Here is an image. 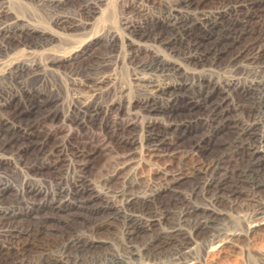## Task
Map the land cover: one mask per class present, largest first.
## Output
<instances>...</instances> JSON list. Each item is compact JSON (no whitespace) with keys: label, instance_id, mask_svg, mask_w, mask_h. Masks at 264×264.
Masks as SVG:
<instances>
[{"label":"bare ground","instance_id":"obj_1","mask_svg":"<svg viewBox=\"0 0 264 264\" xmlns=\"http://www.w3.org/2000/svg\"><path fill=\"white\" fill-rule=\"evenodd\" d=\"M214 1L207 7V0H130L133 14L123 26L138 68L134 86L140 97L126 103L123 90L118 99L102 101L112 81L99 72L101 64L83 63L91 47L116 50L117 34L68 50L70 42L59 33L4 23L0 12V39L7 41L0 42L1 262L90 264L82 252L118 239L123 253L103 264L155 262L164 248L171 259L162 264H199L192 245L208 234L210 242L222 236L219 249L206 251L208 259L253 238L258 263L264 264L259 242L264 238V159L259 156L264 152V0ZM71 2L39 0L65 38L92 27L107 0H84L76 14L68 8ZM144 53L151 59H141ZM238 66L244 71L231 74ZM64 67H70L78 92L77 102L67 108L61 98L50 99L59 95L50 73ZM31 80L51 84L49 95L29 86ZM50 101L54 109L20 121ZM55 120L38 135L40 121ZM256 128H263L262 134L253 133ZM56 129L69 134L51 144ZM88 131L96 144L74 140ZM183 141L188 148L165 147ZM210 146L216 154L202 160ZM100 148L117 151L111 170L98 182L86 169ZM158 162L164 168L157 178H145V168ZM175 163L181 166L172 169ZM258 168L262 175L255 173ZM15 172L23 177L18 185L11 181ZM243 192L258 203L248 233L229 230L220 220V206L233 205ZM6 195L18 201L6 205ZM83 212L95 217L81 232L66 233L50 223L61 213L79 220ZM23 218L37 225L23 227Z\"/></svg>","mask_w":264,"mask_h":264},{"label":"rangeland","instance_id":"obj_2","mask_svg":"<svg viewBox=\"0 0 264 264\" xmlns=\"http://www.w3.org/2000/svg\"><path fill=\"white\" fill-rule=\"evenodd\" d=\"M83 2L84 0H73V2H71L68 8L70 11L73 12V14L74 13L76 14V12L79 11L80 9L79 7ZM129 2L130 0H107L105 4L100 6L99 12H97V14L95 15V21L92 27H90L85 32H81L80 34L74 35L73 37H66V38L63 35H60L62 32L58 30L56 27H54L51 21V15L48 13L45 7L41 3H39V0H0V12H3V14H5L4 16L5 21L3 20L4 23L6 22L7 24H9L15 22L19 25H30L40 30L59 33L58 36L62 37L61 40L63 42H70V45L67 47L68 50L77 49V47L84 48L86 45H92L94 42H104V38H106V36H108L110 33L117 34L119 38H117L116 42H119V47L116 48V50L105 48V46L103 45L102 46L97 45L91 47L92 53L89 58L83 60V63L90 64L93 66V68H96L94 66L101 64L99 68V72L101 73V75L105 74L112 81L113 86L110 85L109 88H107V90L104 91L102 101L109 103L113 101V99H118V97L121 96L120 93L124 91L125 96L122 97V101L126 103L131 100L133 101L137 100L140 97L136 92L134 86L135 84L134 78L138 72L137 70L138 68L136 64L130 59L129 53H131V51L127 45L128 39L126 37V31L124 30V26H123V23L125 22V18L133 14ZM215 4L216 1L214 0H207L206 2L207 7H211ZM135 17H137V15ZM162 30L166 34L170 33L166 29H162ZM2 40L3 39L1 38L0 42L3 41L7 42L6 40L3 41ZM140 58L144 59L145 61L151 59L145 53L141 55ZM60 70H56L55 71L56 73L55 72L50 73L51 76H49V79L50 78L52 79L50 80V83L58 90L59 93L58 96L51 95L50 99L53 100L54 98L55 99H57L58 97L61 98L64 101L65 108H67L68 105L72 104L73 100H74L73 104L77 102L78 92L75 91V88L73 87L72 84L73 81L72 77L74 75L72 74L70 67H64ZM243 71H244L243 68L238 66L234 68V70H232L231 74L234 73L240 75V73H242ZM51 84L45 85L43 83L37 82L36 80H31L28 82L29 86L37 87L43 93L46 94L48 93L47 95H49ZM39 99H42V97ZM35 107H38V105L35 104ZM48 109H54V103H52V101L44 105V107L42 108H36L34 112L30 114L24 113L22 116H20V121L22 123L33 121L34 119L41 117V114ZM242 113L245 114V111H243ZM51 124L56 125L57 124L56 120L53 121L52 123L51 121H45V122L40 121L39 125L36 128V130H38V135L43 136L44 135L43 126L51 125ZM262 132H263V128L260 129L256 128L253 133L260 135V133L262 134ZM68 134L69 132L67 130L56 129L52 133L53 136L50 135L49 143L52 144L65 140ZM83 135H84L83 137L76 135L74 140L82 145L84 143H89V145L96 144V142L93 139V137L95 136L92 132L90 133L88 131ZM180 146L184 148H188L189 143L188 141L187 142L183 141V142H179L177 145L169 144L166 145L165 147L166 148L168 147L169 150L171 149V151H173ZM211 148L212 147L210 146L209 150L205 151L204 154L201 155L203 156L200 157L202 160H206V159L209 160L216 154V150ZM116 151L117 149H115V151L114 150L112 151L110 148L96 149L93 152V155L91 157V162L88 168L86 169V175L90 179L99 182L104 176V174L105 175L108 174L109 170H111V164L113 163L112 159L113 156H115ZM263 153L264 152L261 153L262 155H259L262 159H264ZM157 166L146 167L145 178L154 181L157 178L156 174L158 173V171L159 170L161 171L164 168L161 162H158ZM179 166L181 165L175 163L173 164L172 169H178ZM261 169L262 168H258V171L255 170V173L258 172V174L262 175L264 172ZM21 177H22L21 174L15 172L11 175V181L14 184L18 185L23 180V177L22 178ZM17 201H18L17 198L12 197L10 195H6L3 203L8 205V204H14ZM197 202H200V200L199 201L197 200ZM89 204H93V203H89ZM232 204L233 205L231 206L227 205L223 208H221L220 206V209L223 212V215L220 216L221 223H223L224 226L227 227V229L229 228V230H233V231L235 230L241 233L242 232L248 233V231L250 230L249 226H251L252 223L251 220L254 214L255 206L258 203H256L254 199H251V197L250 198L247 197L245 192H243V194L236 195V198L233 199ZM61 215L62 217L60 219L55 218L50 223L63 229L66 233L81 232V230H83L84 228L83 226L91 222V220L95 217V215L91 214L90 212H83L82 213L83 216H81L79 220L71 218L72 215L70 216L67 213H61ZM20 225L23 227H32V226H36L37 222L34 220L23 218V220L20 221ZM221 237L214 239L212 242L208 240L209 239L208 234L200 235L197 238V241L192 245V249L196 254L195 257L197 256L199 258L201 264H255V263L259 264L258 262L260 261H258L259 260L258 259L259 256L257 253L258 250H256V248H253L255 247L253 243H256L254 242L253 238L251 239L250 243L247 242V240L240 239L236 241L238 247L226 249L225 250L226 254L224 256L216 257L215 259H211V258L208 259V256L206 255V251L219 249L218 246L222 245L221 244L222 242H220V240L222 239ZM136 239L139 242L143 238L136 237ZM260 239L261 237L259 238V240ZM106 241L107 242H103L99 244L98 245L99 247L97 249L89 248V251L82 252L81 255L83 257H87L90 260V264H103L107 260H109V258L111 259L113 255H116L119 252L121 254L123 253V250L121 249L122 244H120V240L118 239L113 240L114 243L112 242V240L109 242L108 240ZM261 241L262 243H264V238L259 242L261 243ZM166 249L168 248H164L160 250L161 252L158 251L155 254L154 257L155 262H151L147 259H144V260L132 261V264L168 263L171 259L170 258L171 256L169 250ZM30 257L34 259L36 256L30 254ZM0 264H4V263L0 261Z\"/></svg>","mask_w":264,"mask_h":264}]
</instances>
